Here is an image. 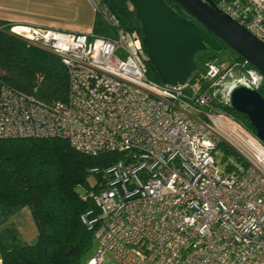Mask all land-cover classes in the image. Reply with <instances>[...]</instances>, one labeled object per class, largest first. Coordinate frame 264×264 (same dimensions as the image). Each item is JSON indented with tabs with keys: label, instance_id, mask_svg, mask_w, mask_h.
<instances>
[{
	"label": "built area",
	"instance_id": "2783aa9c",
	"mask_svg": "<svg viewBox=\"0 0 264 264\" xmlns=\"http://www.w3.org/2000/svg\"><path fill=\"white\" fill-rule=\"evenodd\" d=\"M214 1L264 41V0ZM9 31L58 53L68 86L65 99L46 102L2 83L0 137L61 136L83 152L118 155L91 168L99 177L86 194L96 209L81 219L96 245L86 264L106 252L120 264H264V141L233 121L248 152L219 167L216 118L230 120L201 89L219 73L216 58L168 84L148 74L135 30L12 22ZM257 71L243 83L256 87Z\"/></svg>",
	"mask_w": 264,
	"mask_h": 264
},
{
	"label": "trees",
	"instance_id": "16d2710c",
	"mask_svg": "<svg viewBox=\"0 0 264 264\" xmlns=\"http://www.w3.org/2000/svg\"><path fill=\"white\" fill-rule=\"evenodd\" d=\"M166 1L189 15L177 1ZM94 9L92 30L95 33L111 36L120 26L140 35V22L130 0H99L94 3ZM11 23L0 17V85L7 83L46 102L65 99L68 73L62 57L12 33L9 31ZM223 44L219 49L208 46L197 50L194 54L196 67L190 74L204 73L206 63L214 58L218 64L224 59L228 65L239 60L245 62V67L255 68L233 48ZM146 64L148 74L158 80L148 59ZM261 75L256 88L264 96V74ZM201 84V89L210 93L209 103L215 110L232 113L255 134V127L245 113L229 102H217L206 80L202 79ZM217 148L221 149L223 158L231 154L234 159H241L224 141L220 140ZM117 156L113 152L96 155L83 152L61 136L0 137L2 264H85L96 245L93 229L81 219L86 209L95 208L93 198L86 192L96 188V182L91 184L88 177L92 167H105ZM93 175L95 180L99 177V174ZM23 206L30 209L36 226L33 242L21 241L15 225L8 223L9 217Z\"/></svg>",
	"mask_w": 264,
	"mask_h": 264
},
{
	"label": "water",
	"instance_id": "95a60500",
	"mask_svg": "<svg viewBox=\"0 0 264 264\" xmlns=\"http://www.w3.org/2000/svg\"><path fill=\"white\" fill-rule=\"evenodd\" d=\"M175 1L189 15L166 0H130L150 69L159 81L183 82L196 67L195 52L207 46L219 49L223 42L264 74V41L246 26L214 0ZM229 103L247 115L255 134L264 141V96L257 88L244 83L234 86Z\"/></svg>",
	"mask_w": 264,
	"mask_h": 264
},
{
	"label": "rangeland",
	"instance_id": "374dc122",
	"mask_svg": "<svg viewBox=\"0 0 264 264\" xmlns=\"http://www.w3.org/2000/svg\"><path fill=\"white\" fill-rule=\"evenodd\" d=\"M93 1L95 3L99 2V0H0V16L18 21L24 15L26 18L36 21L35 23H42L46 26L68 30L79 29L89 32L92 30L95 15ZM19 3L22 4L21 7H19ZM33 11H36L38 15L33 14ZM245 66V62H240L239 60L234 61L230 65H228V61L225 59L220 61L218 75L215 78L206 80L209 88L212 89V96L216 98L217 102L221 104L228 103L231 89L251 79L249 70L256 73L255 71L257 70L255 68ZM212 110L215 114L226 115L230 120H227L228 122H239L232 113H226L224 110H215L213 106ZM216 130L219 134V141L226 142L238 153L248 152L247 145L240 139L232 125L219 121ZM220 150V148H217L216 151L218 159H222L218 162L220 168H224L225 164L229 161H236L231 154L223 158ZM88 180L91 184L95 181L92 173L89 175ZM8 223L18 228L21 241L33 242L35 240L36 226L29 210L23 209V207L16 210L9 217Z\"/></svg>",
	"mask_w": 264,
	"mask_h": 264
},
{
	"label": "crops",
	"instance_id": "0c3cea01",
	"mask_svg": "<svg viewBox=\"0 0 264 264\" xmlns=\"http://www.w3.org/2000/svg\"><path fill=\"white\" fill-rule=\"evenodd\" d=\"M22 1V0H21ZM29 1H32V0H29ZM21 5L22 4H20L19 3V7H21ZM33 14H37L38 15V13L36 12V11H33ZM1 18H4V19H6V20H9L10 22H16V23H27V24H40V23H35L36 21H34V20H32V19H30V18H26V16H24L23 15V17H21V19H18V21H15V20H13V19H11V18H7V17H2V16H0ZM42 24V23H41ZM40 24V25H41ZM43 25V24H42ZM46 26V25H45ZM51 27H53V26H51ZM55 28H57V27H55ZM59 29H62V28H59ZM65 30H68V29H65ZM74 30H76V31H81V30H79V29H74ZM23 209H27V210H29V212H30V209L27 207V206H23ZM31 214V213H30ZM16 227V226H15ZM17 228V227H16ZM17 230H18V228H17ZM18 233H19V231H18ZM0 264H2V262H1V259H0ZM86 264V263H85ZM99 264H120L117 260H116V258L112 255V254H110L109 252H106L105 254H104V257H103V259L100 261V263Z\"/></svg>",
	"mask_w": 264,
	"mask_h": 264
},
{
	"label": "bare ground",
	"instance_id": "6f19581e",
	"mask_svg": "<svg viewBox=\"0 0 264 264\" xmlns=\"http://www.w3.org/2000/svg\"><path fill=\"white\" fill-rule=\"evenodd\" d=\"M217 120H219L220 122H223L220 118H217ZM225 123H227V124H229V125H232V127H234V124H232L231 122H225ZM248 139V141H250V143L252 144V145H257L256 144V142H254L253 140H251V139H249V138H247Z\"/></svg>",
	"mask_w": 264,
	"mask_h": 264
},
{
	"label": "flooded vegetation",
	"instance_id": "af4514ba",
	"mask_svg": "<svg viewBox=\"0 0 264 264\" xmlns=\"http://www.w3.org/2000/svg\"><path fill=\"white\" fill-rule=\"evenodd\" d=\"M183 14H184V13H183ZM185 15H186V14H185ZM223 45H224V44H223ZM207 47H208V46H207ZM207 47H206V48H207Z\"/></svg>",
	"mask_w": 264,
	"mask_h": 264
}]
</instances>
